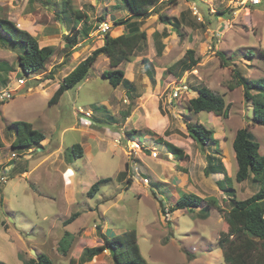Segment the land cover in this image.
<instances>
[{
  "label": "rangeland",
  "instance_id": "374dc122",
  "mask_svg": "<svg viewBox=\"0 0 264 264\" xmlns=\"http://www.w3.org/2000/svg\"><path fill=\"white\" fill-rule=\"evenodd\" d=\"M168 1L157 4V15L130 20L145 33L146 41L129 64L119 67L124 71L120 87L112 89L102 77L110 69L108 59L100 56L84 82L49 106L60 81L103 45L102 24L109 26L110 37H116L127 31L114 27V21L129 15L121 0H0V18L29 32L39 46L55 48L43 73L25 76L18 66L17 47L21 45L0 31V179L5 180L0 182V264H27L40 254L53 264L70 260L113 264L108 252L86 263L80 258L84 249L101 245L103 236L110 239L132 229L140 254L149 264H224L218 239L227 232L224 213L232 197L219 190L230 187L241 201L259 189L251 181H235L232 143L236 131L248 126L259 154L264 155V127L252 124V104L244 100L243 86L236 84L233 71L264 86V0H257L256 5L252 0ZM78 11L85 15L81 22L75 15ZM159 14L179 20L182 37L162 25ZM73 27L90 31L87 37L78 36L76 46L68 49L64 38L74 35ZM188 50L199 64L181 73L178 64L188 61ZM68 52H72L69 57ZM50 71L53 79L45 80ZM21 79L24 85H19ZM180 85L188 91L172 98ZM199 87L223 97L230 105L228 119L187 110V102L197 96ZM4 96L10 99L2 100ZM79 111L91 112L89 127L83 126ZM128 113L129 121L122 128L126 120L121 114ZM186 121H197L213 131L217 146L208 149L194 144ZM15 122L32 124L45 141L29 151L13 150ZM125 130L140 131L144 136L134 133L130 139L155 151L156 159H151L150 151L131 153L134 145ZM150 136H160L190 156L187 187L193 186L192 191L199 193L193 195L205 201L216 199L222 213L205 208V203L198 209L172 210L189 191L180 186L185 181L177 185L180 175L172 157L164 146L155 144L154 149ZM77 144L83 148L82 158L70 152ZM216 150L231 178L226 184L221 180L222 188L203 174L206 156H215L210 154ZM123 172L125 177L118 178ZM105 179L110 181L102 183ZM95 184L98 193L88 198ZM75 213L79 216L74 222L65 224ZM63 241L65 253L59 248Z\"/></svg>",
  "mask_w": 264,
  "mask_h": 264
},
{
  "label": "trees",
  "instance_id": "16d2710c",
  "mask_svg": "<svg viewBox=\"0 0 264 264\" xmlns=\"http://www.w3.org/2000/svg\"><path fill=\"white\" fill-rule=\"evenodd\" d=\"M121 1L129 16L127 19L115 20L113 25L114 27H125L127 32L116 37H110L108 32L104 36L103 45L95 49L90 56L74 67L71 72L60 81L58 88L48 101L49 106L57 104L65 92L84 82L87 79L90 69L100 56H104L108 59V66L110 69L104 71L102 77L108 81L112 89L121 86L124 80V71L119 69V67L124 64H129L133 53L146 41L145 33L138 29L136 22L130 23V20H140L157 15V4L164 3L160 2L161 0ZM175 1L176 0H169L167 4H174ZM75 15L80 22L81 19L85 17V15H82L79 11L76 12ZM218 15L224 16L225 14L220 13ZM158 20L162 25L170 26L173 32L179 37H182L179 20L170 19L160 14ZM99 21H103L102 18H100ZM72 29L74 35L70 38L69 36H65L64 38L68 49H72L76 46L78 36L83 35L87 37L90 31L89 27H83L78 31L75 27ZM0 31L6 34L10 41L21 45L17 47V53H19L18 66L25 76L37 75L44 72V63L54 55V47L39 46V42L35 37L29 32L18 28L8 19L0 18ZM154 37L158 38V34H154ZM161 49L162 46L158 44L157 51L159 54ZM71 54L72 52H68L66 56L69 57ZM262 55L264 54L262 53ZM218 56L221 61H223L222 55L218 54ZM186 58L188 60L187 62L184 60L178 64L182 67L181 73L193 70V68L199 64V60L194 59V52L191 50L186 52ZM67 62L68 60H65L62 65H65ZM172 69L173 67L169 68L168 71L171 72ZM52 74L53 72L50 71L45 80H52ZM149 75H151L150 72ZM233 76L237 81L236 84L243 86L244 100L252 104V124L264 127V86L261 84V81L250 82L242 78L237 71H233ZM178 78H180L179 75H177V79ZM129 86L134 91V86L131 83ZM232 89L233 88L230 87V90ZM253 89L262 91V93L252 94L251 91H253ZM186 108L192 114L211 113L215 117L226 120L229 116L230 105L225 103L222 96L213 93L205 87H199L197 89V96L187 102ZM121 116L124 121L130 117L129 113L121 114ZM12 127L14 139L11 142V148L13 150L26 149L29 151L33 147L39 148L41 146L40 144L45 141L44 134L35 130L30 123L15 122L12 124ZM185 127L189 139L200 147L205 148L208 146V149H212L217 146V141L213 138V131L207 129L199 122L190 123L186 121ZM124 133L131 142L132 140L130 138L133 137L134 133L144 136L140 131L130 130ZM149 135L152 134L149 133ZM150 138L153 147L155 144L164 146L167 153L172 157L176 172L181 174L188 173L190 158L183 150L163 141L161 137L153 139V137L150 136ZM232 149L237 164L235 181L237 183L251 181L252 183L258 184L259 189L251 197L241 201L234 198V190L230 187L226 191L222 190L224 193H229L228 195L231 196L232 199H230L228 203L229 210L224 213L227 232L219 237L218 247L221 250L224 264H264V155L259 154V144L254 140L248 126L236 131ZM70 152L75 158H82L83 156V148L79 144L72 146ZM210 155L215 156H206L204 176L210 177L214 174H221L223 175L224 183H229L230 179L221 162L220 151L216 150ZM127 166L128 165L125 166L126 169ZM124 177L125 172L118 176V178L121 179ZM109 181V179H105L101 182L104 183ZM128 184H130V182H128ZM97 193L98 187L95 184L91 186L86 195L88 198H93ZM203 203L206 204L205 208H213L222 213L216 199L210 198L205 201L190 193H184L179 197L172 210L198 209ZM163 211L162 208V213ZM200 212H203V210ZM78 216V213L72 214L65 224L74 222ZM206 217L205 215L204 218ZM101 240V245L83 250L80 259L84 263L90 262L104 252H108L112 258L113 264H149L140 254L137 245V234L134 229L120 235H115L110 239L103 236ZM66 244L67 243L63 241L59 246L61 253L66 252L64 248ZM27 264L53 263L48 257L40 254ZM69 264H76V261L70 260Z\"/></svg>",
  "mask_w": 264,
  "mask_h": 264
},
{
  "label": "built area",
  "instance_id": "2783aa9c",
  "mask_svg": "<svg viewBox=\"0 0 264 264\" xmlns=\"http://www.w3.org/2000/svg\"><path fill=\"white\" fill-rule=\"evenodd\" d=\"M252 3H253L254 5H256V4H258V1H257V0H252ZM195 15H197V12H196V11H195ZM109 29H110L109 26H108L106 23H103L100 32H101L102 35L105 36V35L108 33ZM19 85H24V81H23V80H20V81H19ZM180 91L187 92V91H188L187 86H185V85H180V87L178 88V91H176V92H174V94H172V98H178V96H179L178 92H180ZM4 99H10V96H4V97L2 98V100H4ZM124 103H125V101H124ZM79 115L81 116L80 119H81V121H82V123H83V126H85V127H86V126L89 127V126H90V122H89V120H90L91 117H92L91 112H89V111H86V112L79 111ZM115 142H116V144L119 143L118 141H115ZM130 143H132V142H130ZM132 144H133L134 146H133V151H132L131 153H136V152H135L136 150H137V151H140V152L144 151V153H145V151H149V149H146L147 147H145L144 145H141V144H138V143H132ZM149 156H150L152 159H156V157H157V153H156L155 151L150 150V154H149ZM134 171H135V172H138V169H137V171H136V169H134ZM137 175H138V174H137ZM0 181L4 183L5 180L1 178ZM144 183H145V184H148V180L145 179V180H144Z\"/></svg>",
  "mask_w": 264,
  "mask_h": 264
},
{
  "label": "crops",
  "instance_id": "0c3cea01",
  "mask_svg": "<svg viewBox=\"0 0 264 264\" xmlns=\"http://www.w3.org/2000/svg\"><path fill=\"white\" fill-rule=\"evenodd\" d=\"M18 25V24H17ZM118 88V87H117ZM116 88V89H117ZM134 109H136V107L134 108ZM129 121V117L126 119V122L122 125V128H125V125H126V123ZM125 131H127V130H125ZM160 137V136H159ZM224 139V138H223ZM234 139V138H233ZM191 140V139H190ZM192 141V140H191ZM44 142V141H43ZM42 142V143H43ZM193 142V141H192ZM42 143L40 144V145H42ZM194 143V142H193ZM152 144V143H151ZM195 144V143H194ZM153 147V146H152ZM154 149H156L155 148V146L153 147ZM165 151H166V149H165ZM166 153H167V151H166ZM168 154V153H167ZM169 155V154H168ZM189 156V155H188ZM169 157H171L170 155H169ZM234 157H235V155H234ZM189 158H190V156H189ZM152 159V158H151ZM171 161H172V158H171ZM190 162H191V160H190ZM221 162H222V164H223V166H224V168H225V170H226V174H227V176H228V178L229 179H231L230 178V176L228 175V173H227V166H226V164H225V160L222 158V155H221ZM205 166H206V163H205ZM205 166H204V168H205ZM203 168V169H204ZM190 171H188V173H189ZM178 173V172H177ZM181 174V173H178L180 176H179V180L177 181V185H180V181H185V184L183 183V182H181V183H183V184H181L180 186L181 187H185V188H187V191H189V193H191V194H197L198 192H193L192 191V189H194L193 188V186H191V187H187V184H188V175L189 174ZM204 174V173H203ZM185 176V178H181L182 176ZM205 177V176H204ZM213 179H214V181H215V185H219V186H221L222 187V185H220L222 182H221V180H223V175H221V174H214V175H212L211 176ZM206 178H208V177H206ZM181 190H182V188H181ZM224 190V189H223ZM195 191V190H194ZM220 191V193L222 194V193H224L222 190H219ZM199 194V193H198ZM226 194H229V193H226ZM224 198V197H223Z\"/></svg>",
  "mask_w": 264,
  "mask_h": 264
},
{
  "label": "clouds",
  "instance_id": "9594fccd",
  "mask_svg": "<svg viewBox=\"0 0 264 264\" xmlns=\"http://www.w3.org/2000/svg\"><path fill=\"white\" fill-rule=\"evenodd\" d=\"M22 80V79H21ZM125 103H126V101H125ZM92 118V117H91ZM131 142V141H130ZM133 143V142H132ZM139 144V143H138ZM142 145V144H141ZM150 151V150H149ZM1 182V181H0ZM3 183V182H2Z\"/></svg>",
  "mask_w": 264,
  "mask_h": 264
}]
</instances>
